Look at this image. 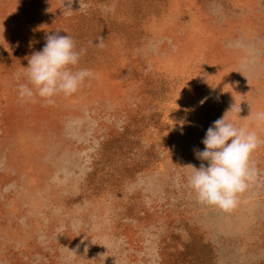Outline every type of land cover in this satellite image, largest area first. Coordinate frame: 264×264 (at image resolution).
<instances>
[{
	"label": "rangeland",
	"instance_id": "1",
	"mask_svg": "<svg viewBox=\"0 0 264 264\" xmlns=\"http://www.w3.org/2000/svg\"><path fill=\"white\" fill-rule=\"evenodd\" d=\"M58 29L96 77L21 96ZM260 112L264 0H0V264H264V143L235 208L188 185L213 122L264 141Z\"/></svg>",
	"mask_w": 264,
	"mask_h": 264
},
{
	"label": "clouds",
	"instance_id": "2",
	"mask_svg": "<svg viewBox=\"0 0 264 264\" xmlns=\"http://www.w3.org/2000/svg\"><path fill=\"white\" fill-rule=\"evenodd\" d=\"M67 2L71 7L72 0ZM83 7L80 5L82 10ZM59 32L58 29L47 35L43 49L29 58L25 75L32 87L21 85V96L31 97L35 89L52 104L58 95L72 96L86 81L96 77L91 69L78 68L84 50H77L73 38ZM99 46H103L102 42ZM256 119L264 122V112L257 113ZM202 143L205 149L195 150V155L208 163L207 166L202 163L199 168L192 166L188 185L200 202L231 210L237 206L239 194L254 179L251 155L264 141L246 126H237L226 114L207 129Z\"/></svg>",
	"mask_w": 264,
	"mask_h": 264
},
{
	"label": "bare ground",
	"instance_id": "3",
	"mask_svg": "<svg viewBox=\"0 0 264 264\" xmlns=\"http://www.w3.org/2000/svg\"><path fill=\"white\" fill-rule=\"evenodd\" d=\"M30 120V119H29Z\"/></svg>",
	"mask_w": 264,
	"mask_h": 264
}]
</instances>
